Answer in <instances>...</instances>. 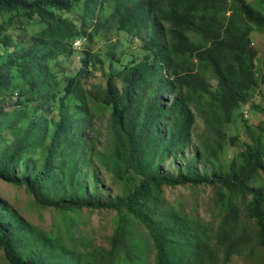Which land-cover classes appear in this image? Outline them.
I'll return each instance as SVG.
<instances>
[{
	"label": "trees",
	"instance_id": "1",
	"mask_svg": "<svg viewBox=\"0 0 264 264\" xmlns=\"http://www.w3.org/2000/svg\"><path fill=\"white\" fill-rule=\"evenodd\" d=\"M113 30L143 54L123 62L112 45L95 88L83 79L104 59L90 51L65 72L78 40ZM255 31L264 0H0V180L54 219L46 231L0 201L6 262L264 264V121L257 134L244 112L264 84ZM243 128L250 140L218 159ZM170 157L190 161L173 171ZM184 185L214 187L219 223L169 204L166 186ZM84 209L113 213L110 247L81 234Z\"/></svg>",
	"mask_w": 264,
	"mask_h": 264
},
{
	"label": "rangeland",
	"instance_id": "2",
	"mask_svg": "<svg viewBox=\"0 0 264 264\" xmlns=\"http://www.w3.org/2000/svg\"><path fill=\"white\" fill-rule=\"evenodd\" d=\"M39 29L40 26L38 25L37 27L32 28L31 31H37ZM253 39L254 45L260 51V55H264V33L255 31L253 33ZM112 45L115 46L114 49L117 53L116 57L123 54V62H125L128 58L132 59L135 55L138 56L143 54L142 50L139 48L143 45V41L136 36H132L126 30L101 31L91 42H87L84 39L78 40L76 42L73 55L68 58V62L63 66L65 68V72L72 74L73 72L78 71L82 66L80 58L84 55V52L88 50L95 54L97 59L104 60L98 61L97 64L92 67L91 73L85 76L83 83L87 86H91L93 84L91 88H95V85L100 83L105 84L111 69V61L109 58H107V54L113 49ZM123 62L120 61L118 64L114 65V67L119 68L120 65L124 64ZM214 83L216 84L217 81H214ZM17 93L18 92L16 91L15 94ZM252 102H255L258 105L257 111H252L251 104H248L244 112L245 117L250 120L249 123L254 126L253 129H256L258 134L259 130L256 128V126L260 122L264 121V84H262L253 93L251 98V103ZM75 103L76 102H71L73 112L76 110ZM52 114H55L53 110H51L50 115ZM204 130L205 122L199 115L197 131L203 133ZM9 131L10 129L7 128V132L4 131L3 134L8 137L10 133ZM235 132L234 126V129L231 130L230 133L234 134ZM196 139L198 141L200 140L199 137ZM249 140L250 134L247 133V131L243 128L241 130L238 146H231L229 150L224 153L223 156L221 154L218 159H230L231 156H233V154L236 152V149H238L239 146H244V143ZM194 146L195 143H193L189 148L191 149V158H193L194 153H192V147ZM180 161L182 160L180 159L176 161L170 157V160L167 162V166L175 171L177 170V165L179 163H181L182 166L187 165L190 159L185 160L183 164ZM107 178L109 181H111L110 174L107 175ZM115 187L116 189L114 190V194L118 195L121 192V189L119 185ZM214 193V187L211 185H202L198 187L191 185L166 186V198L170 205H178L180 208L182 205H184V207H186V209H188L190 212H193V214H197L208 221L214 220L215 222L219 223L221 220L220 215L216 216L217 218H214V215L217 214L215 211V204L213 202ZM0 201H5V203L7 202L12 207V209L15 210L27 223L37 226L38 228H42L46 231H50L53 227L54 219L51 211L35 208L32 203L33 201L31 195L24 187L11 185L0 180ZM83 214L80 216V218H82L85 225L81 227V234L83 236L96 239L97 244L110 247L111 237L113 235V213L108 210L91 211L84 209ZM243 215V218L247 217L245 213ZM219 260L220 264H223V256H221ZM254 262L255 261L251 257L238 254L234 255L228 264H254ZM0 264H8L3 253H0Z\"/></svg>",
	"mask_w": 264,
	"mask_h": 264
}]
</instances>
